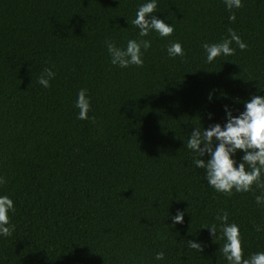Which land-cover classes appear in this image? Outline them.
I'll list each match as a JSON object with an SVG mask.
<instances>
[{"label": "trees", "instance_id": "16d2710c", "mask_svg": "<svg viewBox=\"0 0 264 264\" xmlns=\"http://www.w3.org/2000/svg\"><path fill=\"white\" fill-rule=\"evenodd\" d=\"M144 2L0 0V195L14 206L0 264H228L207 227L225 212L244 256L264 251V190L216 191L185 146L194 127L224 123L225 105L237 115L264 95V0H157L154 14L174 29L166 37L131 24ZM229 29L246 47L233 41L208 62L202 45ZM129 39L151 42L143 64L113 65L105 41ZM173 42L182 56L168 55ZM177 209L184 222L173 225Z\"/></svg>", "mask_w": 264, "mask_h": 264}, {"label": "clouds", "instance_id": "9594fccd", "mask_svg": "<svg viewBox=\"0 0 264 264\" xmlns=\"http://www.w3.org/2000/svg\"><path fill=\"white\" fill-rule=\"evenodd\" d=\"M224 3L228 9L242 6V0H224ZM156 4L157 0H145L131 21V24L138 28L140 37L148 36L151 31L166 37L174 30L171 24L154 14ZM229 19L234 20L235 15H230ZM233 41L240 49L246 47L232 29H229V38L218 43H204L202 47L206 52V60L212 62L218 56L231 55L234 52L230 47ZM150 44L149 40L129 39L125 47H119L110 40L105 41L110 62L121 68L142 65V49L147 50ZM167 53L169 56H182L181 44L171 43L167 47ZM54 76L55 73L50 68H45L38 78V83L48 87L50 79ZM208 98H212L211 92ZM75 107L79 109L78 119H89L90 97L86 95V89H81L77 93ZM224 111L223 124L214 122L208 127L192 129L185 146L194 153L193 163L205 170L207 183L218 192L230 194L233 189L236 192H247L253 184L264 190V182L261 181V173L264 172V95H252L250 99L244 101V109L237 115H233L228 105L224 106ZM208 115L211 119L212 114ZM238 151L243 153L239 160L236 159ZM2 182L0 180V183ZM255 200L257 204L264 205V191L257 195ZM12 211H14L12 199L7 195H0V236H8L13 230L9 217ZM185 211L177 209L175 214L171 215L173 225L184 222ZM217 220L221 222L219 225L212 224L207 227L214 237L218 229L222 234L224 243L220 251L228 264H264V251L244 256L239 226L227 222L226 212L218 215ZM189 246L202 250V244L195 240H189ZM163 255L162 252H158L156 259H162Z\"/></svg>", "mask_w": 264, "mask_h": 264}]
</instances>
